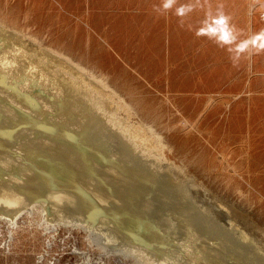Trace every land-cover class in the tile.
I'll return each instance as SVG.
<instances>
[{"label": "bare ground", "instance_id": "obj_1", "mask_svg": "<svg viewBox=\"0 0 264 264\" xmlns=\"http://www.w3.org/2000/svg\"><path fill=\"white\" fill-rule=\"evenodd\" d=\"M37 24L0 1V218L8 249L26 232L32 240L40 229L66 230L84 234V247L74 243L81 264H264V221L199 180L168 135L176 124L182 134L204 135L201 119L217 97L195 120L164 123L123 78ZM163 98L181 111L177 101L194 97ZM217 158L230 176L246 178L229 153Z\"/></svg>", "mask_w": 264, "mask_h": 264}, {"label": "rangeland", "instance_id": "obj_2", "mask_svg": "<svg viewBox=\"0 0 264 264\" xmlns=\"http://www.w3.org/2000/svg\"><path fill=\"white\" fill-rule=\"evenodd\" d=\"M0 1L16 14L36 21L38 28L49 30L66 46L85 53L113 79L119 78L121 83L123 78L122 85L137 89L135 94L145 100V108L164 123L170 119L176 123L183 117L195 120L204 111L208 97H217L200 120L204 135L199 131L182 134L178 124L172 126L168 135L178 152H186L191 161L189 168L199 180L237 198L264 221V0ZM167 90L171 97L194 98L179 99L181 111L173 108L172 112V106L163 98L167 97ZM209 134L215 137L216 146L208 142ZM222 149L237 162L245 179L222 170L217 158ZM172 159L180 163L177 155ZM199 161L205 162L201 165ZM205 170H209L207 175L202 173ZM6 224L0 218V264H81L74 243L76 238L82 247L87 244L82 232L59 230L46 235L40 229L33 241L26 232L21 237L22 245L18 242L8 249ZM42 253L45 257L38 259Z\"/></svg>", "mask_w": 264, "mask_h": 264}]
</instances>
